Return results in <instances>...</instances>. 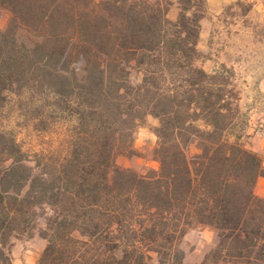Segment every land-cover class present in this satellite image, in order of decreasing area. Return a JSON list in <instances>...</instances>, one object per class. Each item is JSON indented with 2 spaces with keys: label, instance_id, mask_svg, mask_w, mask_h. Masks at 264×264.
Segmentation results:
<instances>
[{
  "label": "trees",
  "instance_id": "1",
  "mask_svg": "<svg viewBox=\"0 0 264 264\" xmlns=\"http://www.w3.org/2000/svg\"><path fill=\"white\" fill-rule=\"evenodd\" d=\"M206 2L178 0L171 20L169 0H0V114L26 101L41 133L66 127L36 153L0 127V264L40 219L38 264H184L201 227L216 264H264V155L239 126L234 68L198 65ZM147 117L158 169L140 175L117 158Z\"/></svg>",
  "mask_w": 264,
  "mask_h": 264
},
{
  "label": "rangeland",
  "instance_id": "2",
  "mask_svg": "<svg viewBox=\"0 0 264 264\" xmlns=\"http://www.w3.org/2000/svg\"><path fill=\"white\" fill-rule=\"evenodd\" d=\"M169 1L172 4L169 19L176 20L178 0ZM10 19L9 11L0 9V30L7 28ZM202 33L204 36L199 42L202 58L198 65L207 72H213L221 65L234 68L235 83L241 92L239 126L247 128L246 141L252 148H264V0H240L215 8L206 2ZM26 103L24 101L21 106L11 102L0 114V127L13 131L18 141L33 153L58 146L66 127L58 125L51 129L53 126L49 125L50 133H41L36 122L38 114ZM156 126L158 121L152 117L140 124L134 134L135 155H120L117 158L119 167L133 169L140 175L158 169L153 155L157 144ZM198 152L196 145H191L190 155ZM43 226L40 219L28 233L13 238L9 247L13 264H38L41 243L46 246V241L39 236ZM217 243V232L212 228L189 230L180 243L185 252L184 264H216L209 255Z\"/></svg>",
  "mask_w": 264,
  "mask_h": 264
},
{
  "label": "crops",
  "instance_id": "3",
  "mask_svg": "<svg viewBox=\"0 0 264 264\" xmlns=\"http://www.w3.org/2000/svg\"><path fill=\"white\" fill-rule=\"evenodd\" d=\"M237 1H240V0H207V3L209 5V7L215 8L218 6H223L225 4H230L233 2H237ZM203 36H204V34L202 33L201 37H203ZM253 149L258 151V152H261L264 155V148L263 147L260 149H256V148H253ZM255 194L260 198H264V178L263 177H260L257 181V185L255 188ZM43 241H41V242H43ZM41 244H43V247L41 248V251H40L42 253L45 246H44V243H41Z\"/></svg>",
  "mask_w": 264,
  "mask_h": 264
}]
</instances>
